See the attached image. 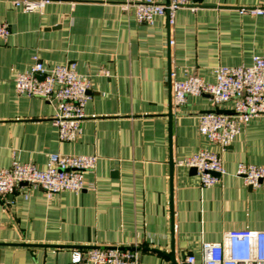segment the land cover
I'll return each instance as SVG.
<instances>
[{"label":"crops","instance_id":"0c3cea01","mask_svg":"<svg viewBox=\"0 0 264 264\" xmlns=\"http://www.w3.org/2000/svg\"><path fill=\"white\" fill-rule=\"evenodd\" d=\"M124 1L51 0L28 12L0 0V23L11 30L0 38V168L14 159L44 168L51 153L98 156L80 192L49 197L24 184L0 195V264H89L72 262V253L93 245L137 246L140 264H178L189 253L200 259L203 243L225 231L264 230V184L236 173L242 161L264 165V115L223 148L201 133L199 117L231 111L234 101L190 95L175 106L172 95L175 79L213 82L219 65L264 57V16L239 12L264 0H191L196 11L183 7L173 23L163 15L151 24ZM34 53L49 66L75 63L91 79L74 141L60 140L53 104L17 90ZM200 150L220 154L226 168L211 187L175 164Z\"/></svg>","mask_w":264,"mask_h":264},{"label":"built area","instance_id":"2783aa9c","mask_svg":"<svg viewBox=\"0 0 264 264\" xmlns=\"http://www.w3.org/2000/svg\"><path fill=\"white\" fill-rule=\"evenodd\" d=\"M25 11H41L51 0H13ZM124 9H133L136 19L153 23L158 16L168 15L174 22L175 12L183 7L196 11L199 4L191 0H125ZM241 14L264 16L263 6H243ZM11 30L7 23H0V38ZM173 43V41H170ZM33 65L15 77L17 90L28 96H39L53 104V119L61 141H74L82 133L85 108L90 98V77L79 73L75 63L46 65L38 53L32 55ZM215 81L198 75L175 79L172 83L173 103L182 106L190 95L208 94L217 104L234 101L228 112L207 111L200 115V131L209 141L223 148L231 145L244 126L254 117L264 115V57L256 55L249 65H219L214 69ZM173 75V73H172ZM98 156L92 154L70 155L51 153L46 166L14 159L6 168H0V195L15 193L24 184L44 189L50 197L63 191L80 192L87 186L85 173L97 166ZM178 166L195 168L202 187H211L221 180L226 168L220 154L200 150L179 159ZM236 173L247 185L264 184V165L239 162ZM141 253L137 246H89L85 252L74 250L72 262L85 260L89 264H140ZM178 264H264V230L231 229L225 231L219 242H204L201 258L186 254Z\"/></svg>","mask_w":264,"mask_h":264},{"label":"water","instance_id":"95a60500","mask_svg":"<svg viewBox=\"0 0 264 264\" xmlns=\"http://www.w3.org/2000/svg\"><path fill=\"white\" fill-rule=\"evenodd\" d=\"M167 3V2H166ZM172 164H173V161H172ZM192 170L194 171V172H197V170L195 169V168H192ZM0 253H1V249H0ZM173 254V253H172ZM184 257V256H183Z\"/></svg>","mask_w":264,"mask_h":264}]
</instances>
